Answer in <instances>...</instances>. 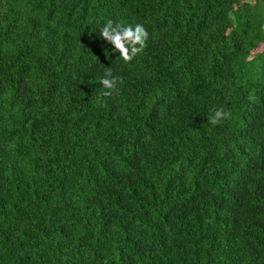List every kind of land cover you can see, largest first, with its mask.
Returning <instances> with one entry per match:
<instances>
[{
    "label": "trees",
    "instance_id": "1",
    "mask_svg": "<svg viewBox=\"0 0 264 264\" xmlns=\"http://www.w3.org/2000/svg\"><path fill=\"white\" fill-rule=\"evenodd\" d=\"M0 264H264V0H0Z\"/></svg>",
    "mask_w": 264,
    "mask_h": 264
},
{
    "label": "clouds",
    "instance_id": "2",
    "mask_svg": "<svg viewBox=\"0 0 264 264\" xmlns=\"http://www.w3.org/2000/svg\"><path fill=\"white\" fill-rule=\"evenodd\" d=\"M149 32L142 23L123 24L108 20L101 27L98 39L112 46L119 53L126 63L131 62L135 57L142 54L147 47ZM119 78L113 76L111 68H107L100 83L105 89L103 95L109 96L118 92ZM254 99V97H249ZM231 118V112L223 108H216L208 117V123L212 126L221 124L224 120Z\"/></svg>",
    "mask_w": 264,
    "mask_h": 264
}]
</instances>
